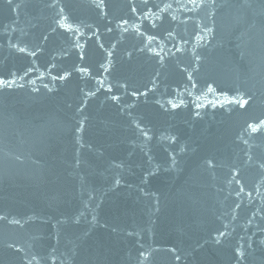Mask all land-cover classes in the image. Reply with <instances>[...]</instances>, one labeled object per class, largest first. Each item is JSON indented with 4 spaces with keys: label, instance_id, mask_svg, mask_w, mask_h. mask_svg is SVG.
Masks as SVG:
<instances>
[{
    "label": "water",
    "instance_id": "1",
    "mask_svg": "<svg viewBox=\"0 0 264 264\" xmlns=\"http://www.w3.org/2000/svg\"><path fill=\"white\" fill-rule=\"evenodd\" d=\"M97 2L0 0V264H264V0Z\"/></svg>",
    "mask_w": 264,
    "mask_h": 264
},
{
    "label": "snow or ice",
    "instance_id": "2",
    "mask_svg": "<svg viewBox=\"0 0 264 264\" xmlns=\"http://www.w3.org/2000/svg\"><path fill=\"white\" fill-rule=\"evenodd\" d=\"M9 3H11V0H9ZM192 3L196 4V0H192ZM53 6H55V5H53ZM96 6L102 9L104 7L103 0H98ZM168 7H171V5H168ZM69 28H70V26H69ZM19 51L23 53L26 51V49L25 48H19ZM29 55H34V53H29ZM79 71L83 72V71H87V70L86 69H79ZM61 79H64V77H61ZM12 83H15V81L14 80L13 81H6L4 79H0V88H2V87H9L10 88ZM45 87H47V86H45ZM109 91H110V89H109ZM209 91H213V90L211 88H209ZM134 95H135V93H134ZM112 99L117 100L118 97L113 96ZM247 102H248L247 100L237 101V103H239L240 107H244L247 104ZM173 107L175 108V107H177V105L174 104ZM137 127L139 128V125H137ZM248 127L251 129V131L253 133H255L258 130L264 128V120H261L258 124H250ZM81 128H82V126H81ZM140 131L146 138H148V133L143 128H140ZM262 167H264V165H262ZM116 183L119 184V180H117ZM0 219H5V218L0 217ZM12 223H19V221L14 220V221H12ZM217 242H219V241H217ZM30 264H31V262H30Z\"/></svg>",
    "mask_w": 264,
    "mask_h": 264
}]
</instances>
